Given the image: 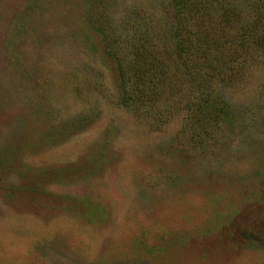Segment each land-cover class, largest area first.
Wrapping results in <instances>:
<instances>
[{
  "label": "rangeland",
  "instance_id": "rangeland-1",
  "mask_svg": "<svg viewBox=\"0 0 264 264\" xmlns=\"http://www.w3.org/2000/svg\"><path fill=\"white\" fill-rule=\"evenodd\" d=\"M174 22L172 0H0V264H264V49L204 103L120 99L136 31Z\"/></svg>",
  "mask_w": 264,
  "mask_h": 264
},
{
  "label": "trees",
  "instance_id": "trees-1",
  "mask_svg": "<svg viewBox=\"0 0 264 264\" xmlns=\"http://www.w3.org/2000/svg\"><path fill=\"white\" fill-rule=\"evenodd\" d=\"M172 7L170 45H156L146 31L132 37L125 52L130 58L118 65L122 101L150 104L185 84L195 86L204 103L210 81L229 80L246 49H264V0L251 6L236 0H172ZM202 111L200 116L209 115Z\"/></svg>",
  "mask_w": 264,
  "mask_h": 264
}]
</instances>
